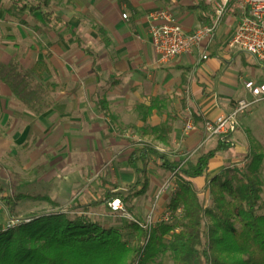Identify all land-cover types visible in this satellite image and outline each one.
<instances>
[{
  "label": "crops",
  "instance_id": "obj_1",
  "mask_svg": "<svg viewBox=\"0 0 264 264\" xmlns=\"http://www.w3.org/2000/svg\"><path fill=\"white\" fill-rule=\"evenodd\" d=\"M11 7V0H0V69L12 68L6 82L0 83V171L5 170V159H16L23 154V144L41 138L50 140L46 148H58L70 156L73 132H81L83 124V138L88 140L91 137L87 133L97 132L91 125L99 122L103 123L98 132L103 139L105 134L119 139L123 134L119 132L121 128L134 129L141 133L137 142L152 147L154 142L159 143L175 155L170 162L158 157L151 159L149 189L140 198L150 196L173 174L163 167L166 161L178 169L190 167L185 162L176 164L179 151L196 154L201 150L200 158L203 153L217 148L222 140L207 137L205 122L231 112L238 100L247 97L240 84L230 78L225 83L219 69L210 61L219 50L225 49L231 56L239 55L227 48L241 17L235 5L222 19L231 16L238 21L233 32L223 27L221 20L213 39L204 41L193 53L166 63L160 61L151 41V15L168 13L187 33H194L202 26L212 24L215 16L212 5L200 0H53L52 10L63 25L47 24L39 15L29 13L20 19L13 18L8 14ZM100 29L107 33L108 45L104 43ZM205 55L209 56L207 60H203ZM38 62L47 65V72L41 78L31 70ZM20 76L27 77L28 82L22 85L27 95L23 94V100L16 102L9 79ZM262 104L253 107L248 112L250 115L241 121L245 131H239V128L240 119L246 114L240 115L237 131L228 141H223L229 143L230 148L210 161L209 176L192 179L200 196L209 199V192L204 191L208 181L226 168H233V163L239 162L237 166H240L248 162L253 153L264 155V147L252 143L253 129L249 128L252 115L264 111ZM184 115L188 117L186 123L191 118L195 125V130L187 134L186 123L182 120ZM146 125L171 127L169 145L143 136L142 129ZM137 142L123 150L132 149L130 156L143 146ZM155 158L161 163L152 171ZM141 167L139 164L137 168ZM128 169L132 173L129 186L135 182L136 173L135 168L128 166ZM199 180L204 188L197 186ZM15 189L6 191L0 187L2 202L14 195L37 198ZM166 195L162 197V203L168 200ZM25 200L18 201L16 207ZM56 200L67 203L63 199ZM16 207L9 211L4 205L0 228L17 220L14 217Z\"/></svg>",
  "mask_w": 264,
  "mask_h": 264
},
{
  "label": "trees",
  "instance_id": "obj_2",
  "mask_svg": "<svg viewBox=\"0 0 264 264\" xmlns=\"http://www.w3.org/2000/svg\"><path fill=\"white\" fill-rule=\"evenodd\" d=\"M52 2L11 0L8 14L20 19L29 13L39 15L47 24L63 25L52 10ZM99 32L108 45L107 33L102 29ZM31 70L41 78L47 65L38 62ZM142 132L143 136L169 145L172 128L146 125ZM136 144L143 146L128 157V166L135 168L136 180L126 191L104 183L100 199L83 204L37 197L53 210L29 215L0 232V264H158L161 257L169 254L173 264H264V213L260 214L263 154H251L243 173L226 168L214 176L205 188L209 199L199 195L192 179L208 177L210 161L226 152L229 143L220 141L215 150L203 153L194 167L178 169L166 161L163 167L179 177V189L171 197L170 210L175 214L181 209L182 215L178 223L156 221L153 227H148L134 219L131 204L148 192L151 159L164 157L148 144ZM139 164L141 168H137ZM28 198L31 197L14 195L3 202L13 211L18 201ZM114 199H121L132 217L122 229L93 217L110 210L109 204ZM130 235L135 236V241L127 238Z\"/></svg>",
  "mask_w": 264,
  "mask_h": 264
},
{
  "label": "rangeland",
  "instance_id": "obj_3",
  "mask_svg": "<svg viewBox=\"0 0 264 264\" xmlns=\"http://www.w3.org/2000/svg\"><path fill=\"white\" fill-rule=\"evenodd\" d=\"M222 21V26L231 32L235 30L238 24V21H235L231 16H226ZM73 47H76V44H73ZM210 61L219 69L220 78L225 83L230 78V81L240 84L243 91L246 80L264 82V67L257 65L255 60L248 54L241 53L237 56H231L224 49L219 50L217 54L211 56ZM11 69L1 67L0 83L6 82L8 75L12 72ZM22 77L9 79L12 82L8 81L14 90L16 102L23 100L22 96L27 95L24 94L22 88L24 81L26 83L28 82L26 81L27 77ZM76 115L74 114L73 116ZM247 115L249 116L250 113L243 115L240 123ZM255 115H252L251 119L253 121L249 125V128L253 129L250 138L252 143L264 147V111L259 115ZM182 117L183 124H185L188 117L186 118L185 115ZM91 127L97 132L92 134L87 133L91 137L88 140L83 138V124L80 127L81 132H73V139L71 141L73 148L70 156H66L67 154H64L58 148H46L47 144L50 143L49 139L41 138L34 143L28 142L27 144H23V154L18 155L16 159H5V162H3L5 170L0 171V187L9 191L10 189L14 190L20 185L23 187H18L19 189L15 190L23 191L34 197L48 195L55 199H63L68 204H83L91 199H100V191L102 190L103 183L114 184L120 189L125 190L128 187L132 175L127 166V158L132 149L123 150V148L127 146L132 147V143L141 139V133L134 129L128 131L124 128L122 130L121 128L119 132L123 134H121L122 137L119 139H114L108 134H105L103 139L101 134L98 133L103 128V123L96 122ZM244 127L245 125L241 123L239 131L240 129L242 131ZM153 145L160 150L159 153L167 161L170 162L169 159L175 156L172 154V151L161 147L159 143L154 142ZM200 153L201 150L196 154H193V151L186 153L179 151L177 153L179 157L176 164L180 165L185 162L186 166L192 167L198 160ZM15 160H18V162L14 163ZM160 163L161 161L155 158L151 165V170L154 171V169H157ZM238 163H233L234 165L232 167L236 168ZM238 170L243 173V170L240 168ZM262 179L264 180V167H262ZM197 186L204 188L202 180L198 181ZM156 192L157 189L154 194L133 201L131 205L134 211V219L147 225L151 217L155 222L161 221L164 215L170 210L172 196L166 195L168 196V200L163 203L161 201L165 196L156 202ZM16 208L14 217L17 220L25 219L32 214L53 210V207L49 203L38 200L37 198H28L24 202L19 203ZM3 210L4 204L0 195V215H4ZM111 211V209H107L96 213L93 217L111 226L121 229L124 228L129 220L126 216L127 214H114ZM263 213L264 196L262 195V210L260 214ZM181 215L182 210L179 209L171 222L178 223ZM5 227L0 228V230L2 231ZM127 238L135 241L134 235L127 236ZM158 264H173L172 256L169 254L161 257Z\"/></svg>",
  "mask_w": 264,
  "mask_h": 264
},
{
  "label": "built area",
  "instance_id": "obj_4",
  "mask_svg": "<svg viewBox=\"0 0 264 264\" xmlns=\"http://www.w3.org/2000/svg\"><path fill=\"white\" fill-rule=\"evenodd\" d=\"M204 4L212 5L215 11V19L210 25L199 28L194 33H187L168 13L160 12L151 15L150 36L152 44L160 57L161 62H169L177 57L189 55L198 49L206 40L215 36L218 25L229 9L235 5L241 12L238 27L230 39L227 48L234 54H248L256 64L264 67V0H200ZM124 18H127L124 15ZM163 21L162 23H159ZM208 55L203 57L207 60ZM247 97L238 100L235 108L222 114L215 120H208L204 124V130L208 138L217 137L222 141H228L237 131L240 115L246 114L258 104L264 103V82L247 80L244 83ZM195 130L194 122L188 119L185 133ZM247 162L241 163L239 168L246 167ZM179 189V179L175 173L165 181L157 190L156 202L166 194L176 193ZM109 208L112 212L126 213L121 199H114ZM127 214V213H126ZM174 213L169 210L161 221L171 222ZM128 218L132 217L127 214ZM19 220L11 221L5 229L16 226ZM155 220L150 218L148 227H153ZM4 229V230H5ZM1 232V230H0Z\"/></svg>",
  "mask_w": 264,
  "mask_h": 264
}]
</instances>
